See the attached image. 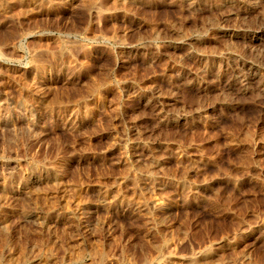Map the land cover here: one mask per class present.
Masks as SVG:
<instances>
[{
  "label": "rangeland",
  "instance_id": "374dc122",
  "mask_svg": "<svg viewBox=\"0 0 264 264\" xmlns=\"http://www.w3.org/2000/svg\"><path fill=\"white\" fill-rule=\"evenodd\" d=\"M0 264H264V0H0Z\"/></svg>",
  "mask_w": 264,
  "mask_h": 264
}]
</instances>
